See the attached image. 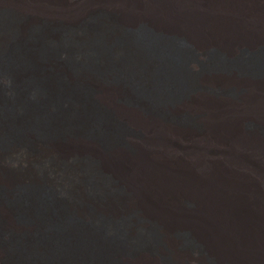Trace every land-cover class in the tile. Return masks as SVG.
Segmentation results:
<instances>
[{
    "label": "bare ground",
    "instance_id": "bare-ground-1",
    "mask_svg": "<svg viewBox=\"0 0 264 264\" xmlns=\"http://www.w3.org/2000/svg\"><path fill=\"white\" fill-rule=\"evenodd\" d=\"M93 1L0 3L42 10L50 19L63 16L76 28L86 18L85 4ZM106 1L122 15L116 23L130 30L126 37L107 32V24L78 27L76 38L93 48L80 50L49 33L57 44L41 43L38 51V41L25 43L23 37L18 51L0 60V165L1 154L17 156L30 147L18 158L23 165L38 155L68 160L87 153L122 179L126 195L119 206L129 217L115 215L106 202H92L96 219L80 207L75 216L62 194L43 186L18 201L26 206L24 220L33 223L13 225L0 201L4 229L38 235L0 239V264L12 246L18 263L9 264H162L166 251L179 263L200 264L208 256L217 264H264V67L256 76L238 73L232 63L227 71L208 70L207 64L202 71L212 49L233 62L243 50L264 48V0ZM142 23L157 38L138 36ZM12 29L0 18V42L13 43ZM173 39L186 42L196 56L187 60ZM74 47L77 53L71 54ZM100 69L102 78L93 74ZM120 72L130 80L138 77L141 85L121 87L112 80ZM230 87L235 97L207 91ZM174 95L181 98L168 104ZM91 101L110 108L131 134L144 132L138 147L132 144L137 150L104 149L98 140L84 138L86 125L78 124L90 119ZM151 101L170 116L192 115L196 126L161 116ZM126 217L129 225L118 221ZM151 223L159 227L162 246H152L139 232ZM180 230L192 234L203 254L179 248L174 233Z\"/></svg>",
    "mask_w": 264,
    "mask_h": 264
},
{
    "label": "rangeland",
    "instance_id": "rangeland-1",
    "mask_svg": "<svg viewBox=\"0 0 264 264\" xmlns=\"http://www.w3.org/2000/svg\"><path fill=\"white\" fill-rule=\"evenodd\" d=\"M104 1L101 2L100 0H95L92 3L85 4L86 18L80 23V25H78V27L81 29V31H83L91 30V28H95L98 24H107L105 27L107 32L117 31L118 34H120V37H126L128 34H130V30L125 27L118 26L116 23L117 21L121 20L120 17H122V15H119L118 11L114 10L109 2L106 0ZM80 8H82V6ZM83 10L84 6L82 8V12ZM47 15L48 14L43 13L42 10H28L14 5L4 6L0 3V18H3L9 25L13 26L11 33H8L9 38L13 43L8 42V40L5 42H0V60H7L9 57L8 52L13 50L18 51V46L24 42L30 43L38 41V45L34 48L37 51L39 44L41 43L57 44L53 43L54 41L49 39V33L53 35H59L61 37H59L60 39H65L67 41L71 40L73 44L78 45L76 46L80 50L91 49V47H94L93 45L90 47L88 43L76 38V34L79 31L76 28L78 27L75 28L73 25L67 24L65 17H53L50 19ZM142 24H138L136 27L138 28L136 31L138 36L154 38L155 35L150 33L148 25ZM21 29L22 32L20 31ZM155 37L157 38V36ZM22 38L25 40L24 42L16 43L17 40H21ZM173 40H175V42L181 47V51L187 60L190 61L196 56L194 50H192L186 42L177 39ZM73 53H77L76 47L71 48V54ZM225 60L226 59H224L223 54H221L216 49H212L208 52V57L203 65L202 71L204 70V66L206 64L208 70L211 68V70L227 71L228 69L225 65L232 63L233 65L238 66V69H236L238 73L247 71L256 76L264 67V48L260 49L257 53H250L246 50H243L233 62ZM114 68H117V66H114ZM93 74L98 78L103 77V71L101 69L98 72H93ZM119 74V79L113 78L112 80L121 87L132 88L136 84L137 86L141 85L139 80H137L138 77L137 79L132 77L134 80H130L122 72ZM79 83H81V89L87 92V88L84 86L85 84H83L81 81ZM74 84L77 83L74 81ZM207 91L213 96L219 94L220 96L235 97L237 94V92L232 87L226 89L211 88L207 89ZM180 98L181 96L178 97L177 95H174L168 99V104L176 102ZM144 99L145 98H136L135 100H132L130 98H124L123 101L125 103H131L132 101L146 103L147 101ZM150 104L149 105L151 106V109L163 117L170 118L174 122L180 123L182 125L196 126L195 119L193 120L191 118L193 116L190 114L184 113L178 116H170L164 110H162L164 106L160 107V105L154 101ZM91 105L92 108L90 119L78 124H83L84 126L86 125L87 130L85 131L86 133L84 138L98 140L104 149L113 147H126L128 150H137L135 147H138L137 142L140 143L141 140L144 139V132L143 135L131 134V127L126 122L121 121L118 116L114 114L112 110H110V108L106 107V105H102L97 101H91ZM110 121L112 122L113 126L111 128L108 127V122ZM253 128L254 125H249V129ZM132 144H134L135 147ZM33 149V147H30L27 148V150H21L18 153L21 155L17 156L15 153L11 155L9 152L5 155L4 153L1 154L4 164L0 165V201L5 203L6 208H9L8 210L11 213L13 225L25 222L33 223L31 218L24 220L28 216L24 210L25 205L19 204L18 201H21L27 193L33 192L35 189H41L43 186L44 188H52V190H56L58 193L62 194V196H64L72 205L70 211L73 213H77V211H79L81 208L92 219H96L95 216L98 214V211L93 205L100 202H106L109 204L108 206L111 209L115 208V211L118 212L115 215H126L129 217L128 213L124 215L121 214L123 209H121L119 206L122 203V198H124L126 195L124 194V188H126V186L121 182L122 179L120 177L118 179V176H113L114 172L107 170V167H99L101 163L99 160L97 161L93 156L88 155L87 153H82L79 157H73V155H70L68 160L64 158H56L55 155L54 159L48 155H41L40 158V155L36 154L38 156H34V158H32L28 164H21L18 158L24 157ZM111 168L113 169L114 167L111 166ZM94 179L96 182L93 184ZM75 186L79 188L78 192L73 189ZM92 202L96 203L93 204ZM74 215L77 216L75 213ZM103 220L107 219L105 218ZM5 221V217L0 214V239L2 241L10 242L13 239L19 237H25L28 239L30 237L38 236L19 233L13 228H11L13 231L4 229L3 227L5 225ZM118 221H121L127 225L131 223V220L127 217L125 219H118ZM139 232L144 233L146 239L148 238L151 241L152 246L157 247L163 245L162 240L160 239L159 227L155 223H151L147 230L139 229ZM174 238L176 239L180 249L203 254L202 247L198 242L195 241L190 232L185 230L177 231L174 233ZM16 256L17 253H15L13 246L8 247L7 251L3 252L1 264L18 263ZM161 262L162 264H197L194 262H176L172 258L169 251L164 252V255L161 257ZM200 264L217 263L212 258L204 256V262Z\"/></svg>",
    "mask_w": 264,
    "mask_h": 264
}]
</instances>
